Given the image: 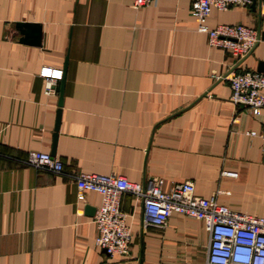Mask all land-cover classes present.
<instances>
[{"label": "crops", "instance_id": "crops-1", "mask_svg": "<svg viewBox=\"0 0 264 264\" xmlns=\"http://www.w3.org/2000/svg\"><path fill=\"white\" fill-rule=\"evenodd\" d=\"M0 0V264H205L209 237L200 219L172 214L162 227L142 222L125 193L132 231L128 255L95 245V192L78 199L80 173L150 179L166 191L190 182L194 193L264 216V150L258 115L230 101V71L264 62V0L213 8L207 25L245 24L260 33L236 61L209 47L191 0ZM19 22L40 25L39 45L20 42ZM53 156L61 173L26 164L51 154L60 95L44 94L43 66L63 70ZM226 172H234L228 176Z\"/></svg>", "mask_w": 264, "mask_h": 264}, {"label": "built area", "instance_id": "built-area-1", "mask_svg": "<svg viewBox=\"0 0 264 264\" xmlns=\"http://www.w3.org/2000/svg\"><path fill=\"white\" fill-rule=\"evenodd\" d=\"M156 0H134L137 9L150 6ZM252 0H191V15L197 30L207 35L209 47L225 49L236 61L248 56L260 41L258 30L245 24L207 25L213 8L225 11L231 7H248ZM61 69L43 66L39 75L44 79V94L52 95L62 78ZM215 79H225L231 89L230 101L258 115L264 109V72L230 71ZM246 135L258 137L264 150V122L260 131ZM26 164L54 173L62 172V162L48 152L31 150ZM235 176L234 172H226ZM78 199L83 192H95L100 203L93 217L97 229L95 245L109 256L128 255L132 231L121 208V197L128 193L142 205V222L162 227L172 214L200 219L209 242L205 264H264V216L235 212L217 202L214 196L204 198L194 193L190 182L175 183L166 191L155 179L132 182L122 175L80 173L76 179Z\"/></svg>", "mask_w": 264, "mask_h": 264}, {"label": "water", "instance_id": "water-1", "mask_svg": "<svg viewBox=\"0 0 264 264\" xmlns=\"http://www.w3.org/2000/svg\"><path fill=\"white\" fill-rule=\"evenodd\" d=\"M255 0H252V3H254ZM251 3V4H252ZM17 29L19 32L22 34V37L20 38V42L28 45H39L40 43V25L36 23H28V22H19L16 24ZM65 66H66V60L64 63V68H63V73L62 76L64 77L65 73ZM257 71L259 72H264V62L260 61L258 63ZM60 95H59V102H58V109L56 112V121H55V126H54V132H53V143H52V150H51V155L54 154V147L56 144V139H57V133H58V128H59V123H60V107L62 105V89H63V79L61 78L60 81Z\"/></svg>", "mask_w": 264, "mask_h": 264}]
</instances>
